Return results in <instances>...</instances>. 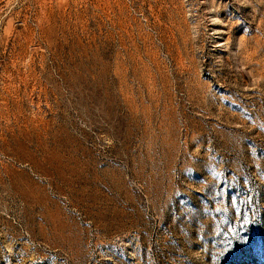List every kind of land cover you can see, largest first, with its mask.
I'll list each match as a JSON object with an SVG mask.
<instances>
[{"label": "rangeland", "instance_id": "rangeland-1", "mask_svg": "<svg viewBox=\"0 0 264 264\" xmlns=\"http://www.w3.org/2000/svg\"><path fill=\"white\" fill-rule=\"evenodd\" d=\"M0 264H264V0H0Z\"/></svg>", "mask_w": 264, "mask_h": 264}]
</instances>
